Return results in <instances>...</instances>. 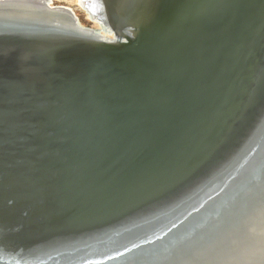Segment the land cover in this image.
I'll return each instance as SVG.
<instances>
[{
  "label": "water",
  "instance_id": "water-1",
  "mask_svg": "<svg viewBox=\"0 0 264 264\" xmlns=\"http://www.w3.org/2000/svg\"><path fill=\"white\" fill-rule=\"evenodd\" d=\"M99 1L0 25V264H153L264 179V0Z\"/></svg>",
  "mask_w": 264,
  "mask_h": 264
},
{
  "label": "bare ground",
  "instance_id": "bare-ground-1",
  "mask_svg": "<svg viewBox=\"0 0 264 264\" xmlns=\"http://www.w3.org/2000/svg\"><path fill=\"white\" fill-rule=\"evenodd\" d=\"M57 1L63 3L57 4L56 0H52V3L44 10L32 5L29 0L0 1V25L17 24L15 22L21 20L20 24L26 28H58V30L64 31L71 27L66 24L57 25L53 19L58 17L63 21L66 19L64 12H70L78 19L81 30L95 33L100 38L107 39L108 42H114L119 38L116 25L111 23V19L106 21L103 17V14L107 16V8L103 2L73 0L91 23V25H84L74 9L67 4L71 0ZM27 15H30V18ZM112 28L115 32H111ZM96 59L97 56L94 57V61ZM112 66L116 69L113 64ZM119 74L120 72H116V75ZM81 98L85 97L81 96ZM109 156L106 155L105 158ZM247 189L244 191L245 195L242 201H237L239 197L235 195L236 189L226 194L225 206L230 203L231 205H228L230 208L228 211L226 210L225 216H220L222 218L219 219L217 216L219 201H215L206 213L198 218L200 220L207 214L213 213L209 218L212 226L209 229L205 228L204 224L199 227V230L204 227L200 232L207 235L206 240L197 241V235H189L192 231V227H190L184 231L185 235L180 236L169 248L163 247L156 252L153 264H264V179L257 181ZM123 201L125 199H122L121 202ZM157 202L152 199L147 203L153 205ZM127 204L129 203L122 204L121 208L126 207ZM199 220L195 219V221ZM89 239L91 238L84 240ZM106 244L107 242L101 244L103 249ZM141 259L147 261L148 258ZM143 264H147V262Z\"/></svg>",
  "mask_w": 264,
  "mask_h": 264
},
{
  "label": "rangeland",
  "instance_id": "rangeland-1",
  "mask_svg": "<svg viewBox=\"0 0 264 264\" xmlns=\"http://www.w3.org/2000/svg\"><path fill=\"white\" fill-rule=\"evenodd\" d=\"M68 1H69V0H68ZM55 3L59 4V3H63V2H61V1H57V0H56ZM65 3H66V2H65ZM67 4L70 5V6L74 9V11H75L77 17L79 18V20L81 21L82 24H84V25H91V23L89 22V20H88L87 17L85 16V14L82 12V10H80V9L76 6V4H75V2H74L73 0H71V1L68 2Z\"/></svg>",
  "mask_w": 264,
  "mask_h": 264
}]
</instances>
